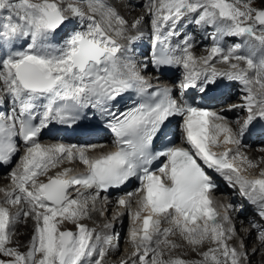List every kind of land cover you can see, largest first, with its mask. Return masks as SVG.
<instances>
[{
    "label": "snow or ice",
    "instance_id": "6c2138e0",
    "mask_svg": "<svg viewBox=\"0 0 264 264\" xmlns=\"http://www.w3.org/2000/svg\"><path fill=\"white\" fill-rule=\"evenodd\" d=\"M87 3L94 15L87 17L86 29L75 31L57 45L50 38L70 19L66 13L84 17L77 5L65 6L63 0H0V41L10 43L19 38L28 41L26 49L0 57L3 69L0 83L13 104L18 105L8 114L0 112V164L12 161L20 151V143L26 149L18 171L11 173L16 187L6 191L5 197L13 205L21 201L27 205L16 218L22 214L35 221L27 251L9 247L14 217L8 207L0 205V256L7 257L0 259V264H102L106 253L98 249L96 241L100 237L94 240L95 229L79 222L87 215V204L80 200L84 193L79 188L107 190L132 177L141 182L143 209L164 215L191 244L211 240L217 245L202 253L205 260L240 264L242 253L228 245L226 230L217 221L219 213L211 207L208 193L216 185L205 168L222 173L229 182L239 185L241 193L259 205V215L264 218V178L248 179L240 174V169L229 161V156L235 159L239 155L238 148L226 149L218 155L209 147L218 143L221 133L225 134L223 143L240 145L253 121L264 119V6L253 7V0H151L157 42L151 63L157 70L168 65H181L186 70L178 100L169 87L148 92L153 85L135 70V64L121 61L119 54L125 45L109 33L135 41L138 37L125 35L127 21L105 0ZM95 14L101 19L97 20ZM190 17L197 25L213 26L214 40L217 34L249 39L243 47L236 44L226 52L217 44L207 57L197 58L191 51L190 38L171 43L172 37L180 35L177 24ZM213 57L230 63L235 71H217L210 65ZM197 61L201 64L199 71ZM240 62L246 67H240ZM220 77L241 81L248 92L245 104L239 106L246 107L248 114L235 132L226 123L214 122L224 120L221 113L195 106L194 98L191 101L183 98V90L189 88L206 95ZM129 90H135L142 99L121 111L116 101ZM85 108L98 109L111 117L108 126L116 135L118 150L90 158L84 150L73 152L75 145L44 146L38 142L41 130L49 123H75ZM176 116L183 118L185 141L191 150L166 146L153 151V141L163 134L166 122ZM209 118L213 123L210 124ZM65 157H78L88 171L65 178L70 171L65 168L48 176L46 182H38L50 166L55 167ZM160 157H166L168 163L158 169L162 175H157L150 165ZM71 189H75V197ZM119 203L126 205L130 201L120 199ZM134 219H141L140 211L134 214ZM66 221L75 223L76 231L62 230ZM160 225V219L146 215L142 226L131 231L136 245L134 255L141 264H202L179 256L164 259L161 245L173 249L179 245L168 239L173 229Z\"/></svg>",
    "mask_w": 264,
    "mask_h": 264
},
{
    "label": "bare ground",
    "instance_id": "6f19581e",
    "mask_svg": "<svg viewBox=\"0 0 264 264\" xmlns=\"http://www.w3.org/2000/svg\"><path fill=\"white\" fill-rule=\"evenodd\" d=\"M128 2H130V3H129V6L127 8L122 7L123 4L128 3ZM138 2L143 4V8L131 11V8L134 7V6H137L136 4H138V3H135L134 0H130V1L124 0L123 2L120 1V0H105L106 4H108L113 9H115V11L118 14H120V16L124 20L127 21V25L128 26H130V24H134L137 20H139L140 22L138 24H136L135 28H137V27L140 28L142 26V24L144 26H150L151 24L149 22H151V19H149V13H154V10H150L151 1L150 0H140ZM252 6L253 7H257V8H259L261 6H264V1L263 0H253V5ZM70 19H73V17H71ZM113 21H115V20H113ZM141 22H143V23H141ZM114 26H116V25H114ZM128 26H127V28H128ZM141 29H143V28H140L139 31ZM79 31H83V30L81 29ZM136 31H138V30H136ZM129 33L130 32L127 31L125 33V35L126 36H134V34L131 35ZM113 34L115 35V33H113ZM52 35H54V33H52ZM59 36H61V35H59ZM113 37H114V39H117V41L119 43L122 42V41H124V42L128 41V40H123L122 37H118V36H116V37L113 36ZM22 47H24V46H22ZM259 155L263 156L264 154L259 153ZM51 175H54V172H51L50 174H47L46 177L51 176ZM41 181H44V179L41 180ZM26 208H27V206L25 207V209ZM22 222H23V220H22ZM80 223H84V222H80ZM258 223H260L259 227L252 229L251 233H249L246 236V239L244 240V243L248 244V246H246V249H247L246 251H248L250 253V259L249 260H251V258L252 259L254 258V259H256V261L254 260L255 264H264V246L261 245V244H263L262 243L263 239L261 238V234H262V232H264V223L261 222V221H258ZM73 225H75V223ZM70 226H72L71 222H65L63 224V226H61V228L63 229V228L70 227ZM10 227H11V225H10ZM34 228H35V222L33 221V219L30 216L28 219H26V223L25 224L22 223V224H18L17 225L15 232L12 234L11 243L8 246L9 247H17L22 252L27 251V248H28L29 242H30V238H31V236L34 233ZM254 236L257 237L259 240L261 238V241H259L260 245L256 249L250 250L251 249L250 248L251 247V241H253V237ZM102 238H103V236H102ZM108 240H109V238H108ZM169 240L175 241V243L177 245H179V246L174 248V249L170 248V246L165 247L166 251L163 254V258L164 259H168L170 257L179 256L182 259L187 260V261H191V260L197 261L198 259H201V261H202V260H204V257L202 256L203 252L207 251L209 248L217 247L214 242H212L211 240H207V241H205V243H203V245H201L200 247H194L193 250L191 251V253H188V252H186V250L188 249L187 245L184 242H180V241L178 242L177 241L178 239L176 237H172ZM161 249L162 248H160V250ZM113 250H117V247H114ZM188 250H190V249H188ZM196 251L199 252V254L196 253ZM133 252H134L133 250H131L129 252V257H127L125 255L121 256L120 260L121 261H125L126 260V261L130 262L132 257L136 256V255H134ZM162 253H163V251H162ZM117 255H118V253H117ZM217 255H219V254L217 253ZM2 258H3V256H0V259H2ZM120 260H118V261H120ZM135 264H141V263L137 259V260H135ZM204 264H212V263L205 262ZM240 264H245V262L243 260H240Z\"/></svg>",
    "mask_w": 264,
    "mask_h": 264
},
{
    "label": "rangeland",
    "instance_id": "374dc122",
    "mask_svg": "<svg viewBox=\"0 0 264 264\" xmlns=\"http://www.w3.org/2000/svg\"><path fill=\"white\" fill-rule=\"evenodd\" d=\"M80 1H84V3H86V5L84 4V7H83V10H84V12H89V14L88 15H86V18L88 17V16H91V15H94L92 12H91V10H90V8L88 7V3H87V1L86 0H63V3H64V5H67L68 3H71V4H76L77 2H80ZM120 1H124V0H120ZM128 1H130V0H128ZM135 1V3H138V4H136L137 6H134V7H132L131 8V11H134V10H136V9H141V8H143V4L142 3H139L138 1H140V0H134ZM151 1V0H150ZM264 1V0H263ZM129 3L130 2H128V3H125V4H123L122 5V7H124V8H127L128 6H129ZM126 6V7H125ZM143 11V10H142ZM92 13V14H91ZM96 15V18H97V20H100L101 18H100V16H99V14H95ZM120 15V14H119ZM149 19H151V22H149L150 24H152V21H153V19H154V13H149ZM89 23V21L88 20H86V23H85V26H83V30H85L86 29V25ZM141 23H143V22H141ZM113 24L115 25V21H113ZM79 25V24H78ZM132 25L133 24H130V26H128V31L130 32L129 34H135L137 31L136 30H138L139 31V29L140 28H144L145 26L142 24V26L140 27V28H135V27H132ZM112 33V34H111ZM109 34H111L112 36H115L116 37V35H114L113 34V32H110ZM231 37V39H232V42H233V45H231V47H233V46H235L236 44H245V42H246V40L247 39H249L248 37H240V36H232V35H230ZM239 38V40H236V39H238ZM123 40H125L124 38H122ZM240 41V42H239ZM230 47V48H231ZM241 54H244V53H241ZM232 62H235V61H232ZM221 66H223V67H228V69L229 68H231L230 67V63H225V62H223V64L221 65ZM242 66H244V67H246V65L244 64V62H240V67H242ZM243 68V67H242ZM0 70L2 71L3 69L2 68H0ZM0 84H2V83H0ZM244 94H246V93H244ZM243 94L241 93V94H239V96H242ZM241 98V97H240ZM39 182V181H38ZM103 214H105V211L103 212ZM30 216H28V217H25V219H23V222H20L19 224H25L26 223V219H28ZM32 218V217H31ZM33 219V218H32ZM34 221V220H33ZM100 221H102V216H100L98 213H95V212H90V210H88L87 209V215H84L81 219H80V221L79 222H84V224H86L90 229H95V231L97 230V229H99V226H100ZM35 222V221H34ZM67 222V221H66ZM71 224H72V226H70V227H66V228H69V229H72L73 231H76V225H73L74 223H72L71 222ZM18 225V224H17ZM17 225H12L11 227H10V232L13 234L14 232H15V230H16V227H17ZM63 226V225H62ZM63 229H65V228H63ZM62 229V230H63ZM251 233V232H250ZM103 236V238L105 239L106 238V235H102ZM105 236V237H104ZM262 237H264V232H262V234H261V238ZM261 238H260V240L257 238V237H253V241H251V249L250 250H252V249H254V247L257 245V241L259 240V241H261ZM31 239V238H30ZM95 240V239H94ZM233 240V239H232ZM108 241H110V239L108 240ZM114 242H115V240H113ZM113 241H110V242H113ZM177 241H180V240H177ZM259 241H258V245H259ZM174 243H175V241H173ZM96 243H97V246H98V249H101L100 247H101V245L100 244H98V242L96 241ZM123 243H125V240H123ZM230 243V244H229ZM243 244L244 245H242V243H239V244H236L235 242L234 243H232V241L231 242H228V245L230 246V247H235L236 249H237V251L238 252H240V253H242V255H241V257H240V260H243L244 262H245V264H255L254 263V260L256 261V259H252L251 258V260H249L250 259V253L248 252V251H246L247 249H246V246H248V244H245L244 243V241H243ZM127 245V247H129V245L127 244V243H125V246ZM250 245V244H249ZM261 245H263L264 246V240H263V244H261ZM164 246V247H163ZM162 246V251H163V254L165 253V251H166V248L165 247H167V245H163ZM217 246V245H216ZM242 246H243V250L241 249L242 248ZM188 248V247H187ZM28 249V248H27ZM189 249V248H188ZM186 250V252H188V253H191V249L190 250ZM256 249V248H255ZM160 250V251H161ZM161 251V252H162ZM105 253H106V255H105V257H104V260H103V262H102V264H120V262H121V255L122 254H119V256H116L117 255V253H118V251L117 252H115V253H113V254H110V253H108V252H106L105 251ZM196 253H198L199 254V252H197L196 251ZM219 254V253H218ZM252 256V255H251ZM2 259H7V257H3ZM118 260H120V261H118ZM149 260H150V258H149ZM200 260V261H199ZM139 261V260H138ZM192 262H202V264H204L205 262H208V263H214L213 261H211V259H208V260H202L201 261V259H198L197 261H195V260H191ZM131 262H135V261H130V264H131Z\"/></svg>",
    "mask_w": 264,
    "mask_h": 264
},
{
    "label": "water",
    "instance_id": "95a60500",
    "mask_svg": "<svg viewBox=\"0 0 264 264\" xmlns=\"http://www.w3.org/2000/svg\"><path fill=\"white\" fill-rule=\"evenodd\" d=\"M62 26H63V25H61V26H60L59 28H57V29H60V28H62ZM67 229H68V228H67ZM63 230H64V229H63Z\"/></svg>",
    "mask_w": 264,
    "mask_h": 264
}]
</instances>
